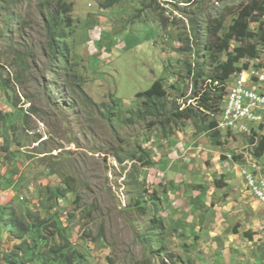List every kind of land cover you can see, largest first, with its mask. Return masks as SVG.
<instances>
[{"label":"rangeland","instance_id":"rangeland-1","mask_svg":"<svg viewBox=\"0 0 264 264\" xmlns=\"http://www.w3.org/2000/svg\"><path fill=\"white\" fill-rule=\"evenodd\" d=\"M69 1L74 2L73 33L64 40L65 53L56 74L49 70L44 50L48 42L43 18L46 9L40 0H23L18 10L30 21L24 34H16L10 46L1 40V70L10 78L13 101L29 114V123L17 122L25 154L17 158L20 166L11 162L12 170L17 169L14 179L18 182L22 175L24 185L15 200L12 189L2 192L0 203L14 200L21 212L22 199H30L46 183L53 186L62 179L71 183L74 178L81 204L92 206L94 212L88 221L75 220L72 228L88 230L92 238L105 233L104 247L92 243V264H105L107 256L120 264H161L154 262L150 245L154 249L166 245L161 257L173 253L182 258L180 264H240L232 243L219 241L217 249L215 243L208 242L217 234L211 233L217 231L215 222L222 219L211 201L226 208L243 205V192L237 190L247 188L241 173L244 166L229 155L242 154L245 165L249 163L247 154L256 158L251 152L255 144L249 141L252 134L236 131L225 145L218 146L208 135L194 133L189 125L166 137L161 132L158 135V130L151 132L148 122L133 118L132 112L143 104L139 92L150 89L156 80L164 79L168 88L174 83L182 85L188 61H203L197 51L213 40V26L222 10L244 0H227V4L220 0H193L192 4L187 0H128L109 9L102 7L106 0ZM22 37L31 40L27 68L17 60ZM186 44L193 49H184ZM260 72L264 74V66ZM252 83L264 92L259 81ZM169 92L174 93L172 89ZM111 94L119 103L115 109ZM108 109L116 111L120 121H111ZM0 110L12 111L1 92ZM130 118L133 121H128ZM260 132L264 133V126H257L256 142L264 135ZM140 143L152 148L158 166L146 168L131 159L119 161L117 152L128 154ZM218 151L229 160L218 157ZM17 153L12 149L15 157ZM257 159L264 168V156ZM225 176H229L230 186L219 188ZM246 198L248 204L227 220L240 221L243 229L249 210H255V219L264 220L262 203L255 196ZM137 200L148 207L146 214L134 206ZM61 204L67 205L64 199ZM152 227L166 229L158 233L148 230ZM72 237L76 241L79 235L73 232Z\"/></svg>","mask_w":264,"mask_h":264},{"label":"trees","instance_id":"trees-1","mask_svg":"<svg viewBox=\"0 0 264 264\" xmlns=\"http://www.w3.org/2000/svg\"><path fill=\"white\" fill-rule=\"evenodd\" d=\"M40 1L46 9L43 18L48 42L44 50L49 58V70L56 74L61 67V57L65 53L64 40L68 34L73 33L70 28L74 23V2ZM123 1L128 0H106L101 6L109 9ZM220 1L227 4V0ZM186 2L192 4L193 0ZM22 5L23 0H0L2 21L0 45L1 40H5L9 45L16 34L23 35L29 27L30 21L22 18L18 13ZM150 5L152 6V2ZM213 36L212 41L201 46L197 51L203 61L198 59L195 62L188 61L187 74L182 85L174 83L168 88L164 79H158L150 89L139 92L138 97L143 98V104L132 112L133 118L148 122L147 126L151 128V132L158 130V135L161 132L169 137L171 134L175 135L180 127L188 129L191 125L194 133L208 135L214 145L223 146L227 143L226 141L233 134L231 131L226 136L223 134L219 129V117L227 101L231 80L243 72H249L253 68L261 69L264 66L259 62L264 52V0H244L232 5L231 8L223 9L213 26ZM30 42L29 38L22 37V52L17 53V60L22 68H27L26 54L30 56ZM184 49L192 50L193 46L188 45ZM1 61L0 56V92L4 102L12 106V111L4 113L0 110V195L12 189L15 200L25 181V177L21 175L17 182V179H14L17 169L11 168V162L14 161L20 166L17 158L21 159L25 154L22 149L24 147L22 139L18 138L17 122H23L25 126L29 123V114L23 108L18 109L14 103V91L9 84L10 78H6L1 70ZM55 78L59 80L57 75ZM169 89L174 91L172 95ZM111 96V101L115 102L112 109H115L119 103L114 99V94ZM93 105L96 107V104ZM109 110L106 115L110 120L120 121L118 113ZM109 112L114 116L113 119ZM133 118L128 121H133ZM23 131L24 129L21 133ZM251 134L249 141L255 144L251 152L256 158H262L264 135L256 142V128H253ZM146 136L148 137L149 134L147 133ZM147 139L149 141V138ZM136 147L128 154L122 155L119 153L121 151L117 152L119 161L123 163L126 159H131L140 162V167L150 168L155 164L158 166L159 161L156 160L152 148L143 147L141 143ZM12 149L18 150L16 157L12 154ZM235 157L236 160L244 159L240 153ZM4 167L5 172H3ZM48 171L49 169H46L45 173L48 174ZM53 173L58 174L56 171ZM70 179H72L71 183L63 179L53 186L51 183H46L45 187L35 191L30 199H22L21 212L16 209L14 200L7 204L0 203V264H92V243L96 241L100 243V247H104L105 233L101 231L97 238H92L88 230L84 233L83 229L76 232V229L72 228L75 220L88 221L94 211L92 206L81 204L80 196L74 188L75 184L72 183L74 178ZM144 192L148 193V190L144 189ZM70 194H74L75 198L70 199ZM62 199L67 205L61 204ZM69 206L72 208L69 209ZM134 206L142 214H146L148 207L144 201L137 200ZM153 222H157L156 218ZM165 229L166 227L163 230L152 227L148 230L163 233ZM73 232L79 235L76 241L73 240ZM145 238L149 239L148 233ZM146 242L148 245L153 244L151 241ZM165 246L154 249L150 245L154 262L184 263L181 257L174 256L173 253H167V257L162 258V253L166 251ZM105 260V264H120L112 256H107Z\"/></svg>","mask_w":264,"mask_h":264},{"label":"built area","instance_id":"built-area-1","mask_svg":"<svg viewBox=\"0 0 264 264\" xmlns=\"http://www.w3.org/2000/svg\"><path fill=\"white\" fill-rule=\"evenodd\" d=\"M245 74L247 75L245 77ZM250 76V79H249ZM252 81H264V74L253 68L237 76L234 83L230 84L227 101L223 108L219 129L222 132L252 133L253 128L264 124V92L257 91V85ZM231 159H236L232 154ZM248 164L241 170L246 180V185L255 198L264 207V171L261 162L247 154Z\"/></svg>","mask_w":264,"mask_h":264},{"label":"crops","instance_id":"crops-1","mask_svg":"<svg viewBox=\"0 0 264 264\" xmlns=\"http://www.w3.org/2000/svg\"><path fill=\"white\" fill-rule=\"evenodd\" d=\"M260 61L261 62L264 61L263 55H262V58L259 60V62ZM236 79H237V76L233 77L230 84L234 83ZM263 83L264 81H259V84H258L259 87L262 89H264ZM257 126H256V129H257ZM216 154L218 155V157L224 159V161L229 160L227 157L222 155V153H220L219 151ZM236 161H238V163L241 164L242 166H245L246 164V160L244 161L243 159H237ZM229 182H230L229 176H225L223 182L220 183L219 188L230 186ZM237 191L243 192V199L241 200L243 205L241 206H246L248 204V202L246 201L247 200L246 196L254 197L253 194L247 190V188L245 191L243 189L237 190ZM241 206L237 207V205H234V207L236 208H230V207L226 208L225 205L221 206V203L219 205H213L211 201V207H213L215 210L220 211L222 213L221 215L222 219L219 220L218 223L215 222L214 228L217 231H211V233L213 234L217 233V234H215V237H213V239L211 238L210 240H208V242L211 243L212 241L213 243H215L217 245L216 247L217 249L219 248L218 246L219 241L222 242V244L230 242L232 243V248L234 247L233 249L237 252V255H239L238 258L241 261V263L242 262L244 263L245 261H247V264H264V220L261 221L259 219H255L254 218L255 210L253 209V211L249 210L250 215L246 214L247 216H249V219L246 222V229H243V226L241 225L242 223H240V221L234 222V223H237L235 226L233 225L234 223L227 221L231 216H234L236 212H239V207ZM240 219L241 218H239L238 220ZM237 226L239 228H237ZM245 232H246L245 236L243 235L241 237V234H244ZM225 249H227V246L224 248V250Z\"/></svg>","mask_w":264,"mask_h":264},{"label":"clouds","instance_id":"clouds-1","mask_svg":"<svg viewBox=\"0 0 264 264\" xmlns=\"http://www.w3.org/2000/svg\"><path fill=\"white\" fill-rule=\"evenodd\" d=\"M256 69V68H255ZM258 70H260V69H258ZM262 125H264V124H262ZM259 160V159H258ZM260 161V160H259Z\"/></svg>","mask_w":264,"mask_h":264}]
</instances>
